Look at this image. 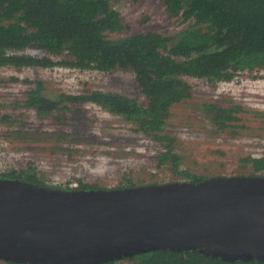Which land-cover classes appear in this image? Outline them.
<instances>
[{
  "label": "rangeland",
  "instance_id": "374dc122",
  "mask_svg": "<svg viewBox=\"0 0 264 264\" xmlns=\"http://www.w3.org/2000/svg\"><path fill=\"white\" fill-rule=\"evenodd\" d=\"M109 2L123 25L119 32L106 31L109 38L146 31L172 35L193 21L168 14L162 0ZM63 58L54 57L56 61ZM37 79L50 93L102 90L144 99L134 74L123 68L102 72L62 64L0 67V174L34 170L47 186L75 188L83 181L99 188H117L127 182L187 180L180 171L202 178L252 175L250 153H264V70L247 69L230 81L217 83L184 76L190 95L169 107L166 124L154 133L137 130L133 123L89 101L70 103L65 110L39 117L25 106L26 93ZM231 101L245 109L237 114L241 120L235 123L244 125L237 128V135L227 129L216 131L201 108V104L226 107ZM5 116L8 120L4 121ZM167 145L180 156L176 172L170 163L158 166L157 156ZM255 175H264V170ZM0 264L9 263L0 260Z\"/></svg>",
  "mask_w": 264,
  "mask_h": 264
},
{
  "label": "trees",
  "instance_id": "16d2710c",
  "mask_svg": "<svg viewBox=\"0 0 264 264\" xmlns=\"http://www.w3.org/2000/svg\"><path fill=\"white\" fill-rule=\"evenodd\" d=\"M138 2L140 0H133ZM170 15L192 19L172 34L146 31L124 38H109L106 31L123 29L119 13L109 0H0V67L51 68L57 64L109 72L130 70L143 101L121 93L92 90L79 94L46 92L43 81H33L25 106L39 117L89 101L123 117L144 133L161 130L169 107L190 95L184 76L217 83L230 81L240 71L264 70V0H162ZM64 57L56 61L54 57ZM16 80V78H12ZM28 82V80H27ZM226 107L201 104L203 115L216 131L237 135V114L245 111L234 101ZM5 116L2 119L8 120ZM158 166L170 163L176 172L180 156L171 145L158 156ZM252 175L264 170V156L248 157ZM34 170H10L1 178L45 185ZM185 181L199 182L187 171ZM157 184V183H156ZM127 182L119 187H133ZM52 187V186H50ZM99 189L80 181L75 188ZM264 264L261 260L226 261L195 250H153L103 264ZM9 264H18L8 262Z\"/></svg>",
  "mask_w": 264,
  "mask_h": 264
},
{
  "label": "water",
  "instance_id": "95a60500",
  "mask_svg": "<svg viewBox=\"0 0 264 264\" xmlns=\"http://www.w3.org/2000/svg\"><path fill=\"white\" fill-rule=\"evenodd\" d=\"M264 261V175L65 189L0 177V260L103 264L153 250Z\"/></svg>",
  "mask_w": 264,
  "mask_h": 264
},
{
  "label": "built area",
  "instance_id": "2783aa9c",
  "mask_svg": "<svg viewBox=\"0 0 264 264\" xmlns=\"http://www.w3.org/2000/svg\"><path fill=\"white\" fill-rule=\"evenodd\" d=\"M56 66V65H55ZM67 67H69V66H67ZM22 68V67H21ZM40 68H42V67H40ZM51 68H53V67H51ZM71 68H75V67H71ZM78 69V68H77ZM80 70V69H79ZM15 78V77H14ZM250 156L252 157V158H261V157H263L264 156V153H261L259 156H254V155H251V153H250Z\"/></svg>",
  "mask_w": 264,
  "mask_h": 264
}]
</instances>
